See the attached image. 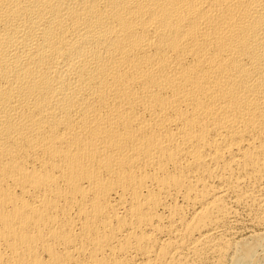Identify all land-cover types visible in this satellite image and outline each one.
Masks as SVG:
<instances>
[{
  "label": "bare ground",
  "instance_id": "obj_1",
  "mask_svg": "<svg viewBox=\"0 0 264 264\" xmlns=\"http://www.w3.org/2000/svg\"><path fill=\"white\" fill-rule=\"evenodd\" d=\"M0 264H264V0H0Z\"/></svg>",
  "mask_w": 264,
  "mask_h": 264
}]
</instances>
